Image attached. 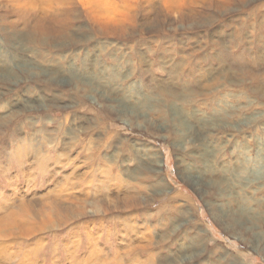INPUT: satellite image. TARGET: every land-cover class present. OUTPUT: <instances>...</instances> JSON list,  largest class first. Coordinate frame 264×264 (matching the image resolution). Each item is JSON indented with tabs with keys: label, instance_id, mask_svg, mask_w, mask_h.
<instances>
[{
	"label": "rangeland",
	"instance_id": "1",
	"mask_svg": "<svg viewBox=\"0 0 264 264\" xmlns=\"http://www.w3.org/2000/svg\"><path fill=\"white\" fill-rule=\"evenodd\" d=\"M114 1L122 3V0ZM124 1L135 3L131 0ZM152 5L157 9L160 6L159 0ZM229 5L231 10L226 14L216 9L197 10L199 13H195L189 12L185 8L183 12L185 16H180L167 13L163 9L158 10L150 14L149 20L154 23L152 26L144 27L145 30L141 27L142 24L146 25L145 22L148 18H143L144 22L140 20L129 23L127 29L134 35L130 38L100 32L89 19L83 17L82 20H77L69 26L81 44L68 46L66 50L60 51H52L43 46L38 39L24 51L12 40L16 37L14 27L11 32H7L6 27L1 28L0 62H7L6 69L9 67L12 69L10 76L17 83L20 82L15 85L12 93L5 96V101L13 106L19 101L43 100L42 104L45 105H63L65 102L69 103L71 99L79 101L77 93L71 92L72 88L69 85L54 83L53 79L49 77L50 74L58 81L69 83L72 75L88 78L92 82L101 72H106L110 78L119 75V77H123L121 81L124 80V87L114 92V97L119 98V95L123 94V90L127 91L132 84V91L140 93L138 96L140 101L153 87H158V85L171 87L172 83L175 84L176 89L179 88L177 90L195 86L205 76L221 71L217 62H227L228 64L234 62L246 67L248 70L245 74H241L242 81L248 82L243 85V89L238 86L230 87L226 88L227 92L225 88H219L217 92L220 93H216L217 97L212 95L216 100L214 103H206L205 99H200L198 104L185 107L182 102L174 101L167 108L165 106L166 111H169L168 114L170 113L168 121L159 118L160 116L155 112L158 109L154 107L157 105V100L153 98L152 107L143 110L142 119L151 121L156 127L152 124L147 125V128L139 127L137 124L135 128H131L126 122L121 121L117 114H111L106 108H102L91 96H87L86 100L89 105L95 108L96 113H92L93 110L90 107H81V103L75 104L73 110L78 111L77 115L67 125H61L64 116L62 110L55 109L44 112L37 110L32 115H27L26 119H34L49 114L50 119L47 121L43 134L41 133L43 125L39 124L34 129L25 127L21 135L12 137L13 128L4 132L6 127H2L0 124V152H2V156H0V193L8 194L11 199L18 202L22 197L30 200L29 197L33 193L30 192V189L33 188L27 186L28 180L32 182H30L31 184L41 183L37 187L39 188V191L36 192L37 196L41 193L47 194L48 191H53L56 188V181L49 183L44 180L40 167L35 172L29 171V166H37V164H33L34 158L32 157L36 146L41 148V153H49L53 147L58 146L59 149L61 148V152L58 153L66 154L70 159L77 161V165L81 167L79 175H83L84 178L90 172L88 158L93 155V152L89 150L88 137L81 135L79 127H87L97 120L104 119L111 129L117 131L118 137L113 140L114 147H110L108 152L104 151L102 156L98 155L99 161H102L99 163L100 165L104 164L103 157L106 154L109 157L114 154L116 145L121 149L126 146L132 150L134 158H138V161L130 166V169L140 166L142 159L148 161L150 158L151 160L147 163H151L157 170L149 173V176L153 178L148 181V184L156 185L157 181L162 180L165 186L161 190L167 188L165 194L168 197H173L176 191L186 197L174 203L183 206L180 210L181 214L179 213L180 215L176 217V219H180V223L177 227L178 232L172 238L174 244H171L169 249L157 253L155 259H166L169 264H208L210 261L214 264H264V221L261 224L249 221L238 212L251 210L253 215L264 219V211L260 212L257 206V204L264 205V97L257 96L254 91L256 89L264 90V80L251 81L254 73H264V0H248L245 5H242L238 0H230ZM250 12L252 13L248 15ZM243 20L248 24L241 34L242 31H237L236 28L243 23ZM21 25L23 26V24ZM217 43L225 45L220 49L216 47ZM17 52L19 53L17 54ZM21 62L34 67L35 70L30 73L22 70L24 66L20 65ZM97 62L101 66H95ZM140 62H146V65L140 66ZM182 62L189 64L185 71L176 78L177 80L171 81V69ZM88 65L93 67L87 68ZM148 65H152V71L147 70ZM103 68L104 71H102ZM33 71L41 76H35ZM127 77L129 79H124ZM3 83L0 82V92H6L8 88H11L9 83ZM105 87L108 88L107 84ZM105 87L104 90H106ZM217 87L220 86L217 84ZM226 98L231 99L222 105V100ZM139 100H131L132 105ZM177 110L183 112L184 117L187 116L186 121L190 125L194 124L193 131L199 139L194 138L195 141L192 137L187 136L185 140H177V134L170 130L168 124V126L165 125L168 127V131H166V127L161 122L171 124L172 114ZM223 110H234V112L229 114L230 111H228L223 118L218 119L219 116H222ZM1 114H4V111ZM22 120L24 118H20V121ZM207 120H213V122L209 124L206 122ZM35 122L37 123L39 120ZM105 129V131L103 129L97 134L95 133L93 138L96 139L98 136L106 134L108 128ZM75 130L79 131L76 137L73 135ZM78 141L81 145H78ZM190 141L193 142L189 143ZM126 152H121L124 159H127L129 155ZM49 155L53 160L52 151ZM17 156L26 161L25 169L19 168ZM5 162L6 164H4ZM43 165L46 167L44 163ZM242 165H245L247 170L243 171V175H239L238 170ZM51 166L52 163H49V167ZM128 166L124 167L128 168ZM124 167L121 169L125 170ZM2 168L7 171L11 170L10 174H6ZM55 170L61 175L57 176L58 179L71 173V170L68 169ZM258 171H260L257 177L259 179L254 177V173H258ZM157 176L159 177L156 178ZM188 176L200 179V187H196L192 181H187ZM218 176L227 180L228 192L236 193L237 202L246 200L248 204L240 207L231 197L223 195L218 187L212 186L211 178ZM252 180L254 185L251 183ZM10 182H15V187H12ZM249 184L251 185L248 186ZM156 192L158 194L153 193V205L146 208L148 211L151 210V214L163 207L167 200L166 197L163 198V195H160L159 191ZM0 205L4 206L1 200ZM165 213L164 210H161L156 213V218L165 219L169 216H163ZM225 213L229 215L224 216ZM156 218L154 222L157 223ZM93 219L95 217L89 218V220ZM235 223H246L241 227H245L247 230L244 236L239 234V230L232 229ZM98 229L99 227L96 229L93 227L94 238H97L98 243H95L91 248H89V241L84 232H80V235L77 234V237L73 238L74 241L79 239L82 247L76 257L77 260L89 256L88 252L93 248H96L97 257H118L114 256L117 245L116 247L111 246V244H116L117 238L111 231V227L106 226ZM252 229L255 230L254 233ZM67 231L61 230L59 234H56L58 238H55L52 233H46L28 240L30 244L35 245L38 238L43 239L44 242L32 261L38 264H54L55 259H58L61 264H67L63 263L67 255L64 253V245L68 243ZM197 234L202 236V244L189 255L190 257H186L187 252L182 255L180 249L191 246L190 239ZM108 238H110V244L106 241ZM56 242L58 243L56 244ZM147 258V255L141 259L132 256L130 261L137 264L138 260L144 262ZM26 261L28 259L24 257L23 252L20 256L16 255L13 264H24ZM126 264L129 262L127 261Z\"/></svg>",
	"mask_w": 264,
	"mask_h": 264
},
{
	"label": "bare ground",
	"instance_id": "2",
	"mask_svg": "<svg viewBox=\"0 0 264 264\" xmlns=\"http://www.w3.org/2000/svg\"><path fill=\"white\" fill-rule=\"evenodd\" d=\"M131 1L135 3L131 4L124 0H122V3L115 2L114 0H0V29L6 27L7 32H11L12 27H14L16 37L12 38V40H14V43L24 51L37 39L41 41L43 46L50 48L52 51H60L66 50V47L68 46L72 47L73 45L81 44L80 40L72 33V30L69 29V26L77 20H82L83 17L89 19L100 32H105L110 35H118L122 38H130L134 35L127 29L129 23L139 22L140 20L143 21V18H148L147 21L145 20L146 25L142 24L141 27L145 30L144 27L152 26L154 23L149 20L150 14L161 9L165 10L167 13H173L180 16H185L183 14L185 8L188 9L189 12L195 13H199L197 10L207 11L210 9H216L221 13L226 14V12H230L231 10L229 8L230 0H159L160 6L157 9L153 8L152 4L158 0ZM145 1H147V3H145ZM238 1L242 5H245L248 0ZM141 3L143 4L141 5ZM151 8L152 10H150ZM154 9L155 11H153ZM251 13L252 12L248 13V15ZM244 20L242 21L243 23L236 28L237 31H242L241 34H243L245 28H247L246 25L248 24ZM21 24H23V26ZM210 24H212V22H210ZM243 24H245V26H243ZM8 37L10 36L8 35ZM224 45V43H217L216 47L221 49ZM18 53L19 52H17V54ZM16 63L18 64L19 62ZM140 63V66L146 65V62ZM217 63L219 64V67H221V71H218L214 75L211 74L205 76L203 80L197 82L195 86L183 90H177L179 88L176 89L175 84L172 83L170 85L171 87L158 85V87L155 86L156 88L153 87L146 96L144 95L145 98L142 101L138 99L140 93L132 91V84L127 91L123 90V94H120L119 98L114 97V92L124 87V80L121 81L123 77H119V75L110 78L107 76L106 72H101L99 76L94 78L93 82L88 80V78L72 75L69 83L62 80L58 81L50 74L49 77L53 79L54 83L69 85V87L72 88L71 92L77 93L79 101L71 99L69 103L65 102L63 105H45L42 104L43 100H35V102L19 101L18 104L13 106L10 105L8 101H5V96L12 93L15 85H18L20 82L17 83L15 79L10 76L12 69L10 67L6 69L7 62H0V82L9 83L11 85V88H8L6 92H0V113L4 111V114L0 115V124H2V127H6L4 132L9 128H11V130L13 128V132L11 131L12 137L21 135L24 132L25 127L34 129L36 128V125L38 126L39 124L43 125V131L41 132L43 134L44 130H46L45 126L47 121L50 119L49 114L45 117L34 119H26L25 117L27 115H32L37 110H40L38 112H44L46 110L52 111L55 109L62 110L64 111V116L61 125H67L77 115L76 112L78 111L73 110L75 104L81 103V107H90L93 110L92 113H96L95 108L89 105L86 100L87 96H91L95 98L102 108H106L111 114H117L119 119L126 122L131 128H135L137 124L139 127L147 128V125L152 123L149 120L142 119V112L146 108L152 107L154 101L153 98L157 100H155L157 105L154 107L158 109L155 112L160 116L159 118L168 121L170 119V113L168 114L169 111H166L165 106L167 108L168 105L173 104L172 102L174 101L182 102L185 107L198 104L200 99H205L204 101H206V103H214L216 101L214 97H217L216 93H220L217 92L219 88H225V90L226 88L237 86L242 88L243 85L248 82L245 80L242 81V74H245L248 70H246V67L237 65V63L234 62H231L230 64L227 62ZM188 64V62H182L179 65L173 66L171 69L172 71L170 72L172 76L171 81L177 80L176 78L179 77L181 72L185 71ZM20 65H23L24 67L22 70H25L28 73L35 70L34 67L25 64L24 62H21ZM95 66L101 65L97 62L95 63ZM89 67L93 66L88 65L87 68ZM151 67L152 65H148L147 70L152 71ZM104 70L105 69L103 68L102 71ZM34 75L41 76L37 72H34ZM36 78L39 80L38 77ZM124 79L127 80L129 77ZM257 79L264 80V73H254L251 81ZM106 84L109 89L105 87ZM217 84L220 87L216 88ZM104 87L107 91L104 90ZM244 91L246 90L244 89ZM254 91L257 96L264 97L263 89H256ZM133 99L139 101H136L137 103L135 102V104L132 105L131 100L133 101ZM229 99L231 98L222 100V105H224L225 102L228 103ZM228 111H230L229 114L234 112V110H223V113L221 114L222 116H219L218 119L223 118ZM173 114L172 125L169 124V122H161V124L163 126L168 124L170 130L177 134V140H185V137L187 136L192 137L193 140L197 138L199 139L193 131L194 124L190 125V123L186 121L187 116L184 117L183 112L177 110L173 112ZM20 118H24V120L20 121ZM38 120L39 122L36 123L35 121ZM15 122L17 123L14 124ZM105 122L106 121L102 119V121L97 120L87 127H79L81 135L88 137V146H90L89 150L93 152V155H90L88 158L90 172L84 178L83 175H79L81 167L77 165L76 160L70 159L66 154L61 155V153H58L61 152V148L59 149V147L56 146L50 150L52 151V154H54V159L51 160L49 155L50 151L49 153H41V148L36 146L32 152V157L34 158L33 164H37V166H29V171L35 172L40 167V172L44 180L49 183L51 181H56V188L53 191H48L47 194L41 193L37 196L36 192L39 191V188L37 187H39L41 183L38 184L37 182L36 184H31L32 182L28 180L27 186L33 188L30 189V192H33L30 196L32 198L22 193L24 196L26 195L29 197L30 200L28 201L26 197H22L18 202L11 199L8 194L4 195L3 193H0V200L3 201L4 204V206L0 205V264H13L16 255L20 256L23 252L24 257L28 259L24 264H38L37 262H33L32 258L38 254L43 246V239L38 238V241L35 242L36 245L30 244L28 240L37 236L40 237V235L46 233H52L55 238H58L56 237V234H59L61 230H68V243L64 245V253L67 255L65 256V261L63 263L126 264L128 261L129 264H133L134 262L130 261L132 256L141 259L144 255H147L148 258L146 261L143 262L138 260L139 263L137 264H169L166 259H155V257L158 255L157 253L169 249L171 244H174L172 238L173 235H176L178 232L177 227L180 223V219H176V217L181 214L180 210L183 207L182 205L174 203L181 198L186 197L178 191H176V194L173 197H168L165 194L167 188L161 190L165 186V183L162 180L159 182L157 181L156 185L150 186L148 181L153 177L149 176V173H153L157 170L156 167L151 163H147L151 160L148 158V161L142 159L140 166L130 169V166L134 165V163L138 161V158H134L132 150L126 146H123L121 149L116 145V151L114 154L111 157L106 154L103 157L104 164L100 165L99 163L102 161H99L98 155L102 156L104 151L108 152L110 147H114L113 140L118 137L117 131L111 129V126ZM206 122L210 124L213 120H207ZM152 126L156 127L155 124H152ZM100 127H103L104 130L100 129ZM105 128H108L106 134L103 136L100 135L96 139L93 138L95 133L97 134V132L101 130L105 131ZM167 128L168 127H166V131H168ZM78 132L79 131L75 130L73 135L76 137ZM192 142L193 141H190L189 143ZM185 144H188V142H185ZM78 145H81L80 141H78ZM121 152L129 153L128 158L124 159ZM0 156H2V152H0ZM17 161L19 168L23 167L25 169L24 166L26 165V161L20 156H17ZM40 161L43 162L46 167ZM151 162L153 163V160ZM49 163H52L51 167H49ZM4 164H6V162ZM126 165H129L128 168L124 167ZM123 167L125 170L121 169ZM55 169H68L71 170V173L58 179L57 176L60 174H58ZM3 170L6 174H10L11 170L7 171L5 168ZM246 170V166L242 165L238 170V174L243 175V171ZM259 172L260 171L254 173L255 178L258 177ZM158 177L159 176L156 178ZM211 179L212 186H215V188L218 187L223 195H227L229 198L231 197L233 201L240 205V207L248 204L246 200H243V202H237L238 198L236 197V193L234 191L228 192L229 188H227L228 185L225 178L218 176ZM187 181H192V183L198 188L201 185V180L195 177L188 176ZM253 182L254 181L252 180V185H254ZM14 183L10 182V185L15 187ZM250 185L251 184L248 186ZM156 191H159L160 195H163V198L166 197L165 199L167 200L163 207L157 211H153L151 214V210L148 211L146 208L153 205V193H157ZM257 206L260 212L264 211V205L257 204ZM161 210L166 212L163 216H169L165 219L156 218V213L161 212ZM238 212L244 215L249 221L251 220L260 224L264 221V219L253 215L251 210H240ZM225 215L228 216L229 214L225 213L224 216ZM90 217H95V219L89 220ZM155 218L157 219V223L154 222ZM245 224L235 223L233 224L232 229L236 231L239 230V234H243L244 236L247 230L245 227H241ZM106 226H110L112 229L111 231H113V234L118 238L117 242V238L114 237L116 238V244H111L112 247H116L117 245L116 251H114V256L118 257H97L95 252L96 248H93L88 252L89 256L86 258L81 257L82 259L77 260L76 257L79 255L82 247L80 240L78 239L74 241L73 238H76L77 234L80 235V232H84L89 241V248H91L95 243H98L97 238H94L93 227L94 229H96V227L101 229ZM252 232L254 233L255 230L252 229ZM180 237H182V235H180ZM201 237L202 236L197 234L190 239L192 245L188 248L182 247L180 253L183 255L187 252L186 257H190L189 255L194 253L202 244ZM109 240L110 238L106 239L108 243ZM57 243L58 242H56V244ZM53 263L61 264L58 259H55ZM208 264L214 263L210 261Z\"/></svg>",
	"mask_w": 264,
	"mask_h": 264
}]
</instances>
